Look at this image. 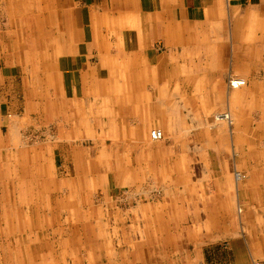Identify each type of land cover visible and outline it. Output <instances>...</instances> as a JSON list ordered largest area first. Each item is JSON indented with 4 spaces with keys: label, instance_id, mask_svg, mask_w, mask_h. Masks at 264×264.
<instances>
[{
    "label": "crops",
    "instance_id": "obj_1",
    "mask_svg": "<svg viewBox=\"0 0 264 264\" xmlns=\"http://www.w3.org/2000/svg\"><path fill=\"white\" fill-rule=\"evenodd\" d=\"M0 14V264L264 263V0H3ZM48 125L56 144L16 147ZM83 140L108 159L88 169L126 195L107 211L81 210Z\"/></svg>",
    "mask_w": 264,
    "mask_h": 264
},
{
    "label": "rangeland",
    "instance_id": "obj_2",
    "mask_svg": "<svg viewBox=\"0 0 264 264\" xmlns=\"http://www.w3.org/2000/svg\"><path fill=\"white\" fill-rule=\"evenodd\" d=\"M2 3H3V0H0V5ZM3 17L5 18V16L3 14H0V22H2V23L6 20V19H3ZM232 79H234V78H232ZM231 80H230V82H231ZM192 112H193V114L195 113L196 115H200V114H198V112H200V111L194 110ZM223 113H226V115L228 114V117L226 119L223 118L221 120H218L219 119L218 114H223ZM228 118H230L231 120ZM233 121L234 120H233V117H232V114L230 113V111L228 109H223V110H219L215 114L213 123H215L216 125L224 124L223 128L228 132V130L230 131V127H231ZM252 128H254V127H252ZM206 129H207V127L200 126L199 129H196V130L200 131V134H203L204 130H206ZM19 139H21L22 141L21 142L19 141L20 143L17 142L16 147L23 150L26 146L27 147L28 146L29 147L30 146H39L41 143H43V144H56L58 142L57 140H59V136L57 133V129L54 125L53 126L48 125V126H42V127L31 126L29 129H27V131L25 133V137L23 135V136H20ZM100 143L101 142L95 141V140L79 141V145H80L79 150L80 149L81 150L79 152V158L76 157V161L79 160L78 165H79L80 171H79V173L74 174V176L76 175V177L73 179V181H75V180L78 181L79 185H80V187H79V200H80L81 210L83 209L85 211L83 214H87V211L89 209L88 204H87L88 200H91L92 203H95L94 207L96 209H99V206L102 205L103 206L102 209L107 211V210H109V208H111L110 202L113 201L112 199H114V201L115 200L118 201V204H119L120 201L122 199H124L126 196L122 191L123 187H117L116 186V182L113 179V175L109 174L108 179H107V176L105 175L104 172L98 173L96 169H95V172L88 169L89 165H93V164L94 165L95 164L96 165H102L105 163L106 160H108V159H104L105 157L101 156V153L98 151L99 147H100ZM82 150H84L86 152L84 153ZM20 158H21V160L24 159L23 157H20ZM67 160L62 158L61 163H60V170L62 171V173L60 174V178H62L66 182L72 180L71 176L73 177V175L68 173V170H70V169L72 170L73 167H75V165H76L75 159L74 160L73 159H67ZM244 176L245 175L243 174L242 177H244ZM154 177H155V175H150V174H139L138 175V178H139V185L138 186L143 184V186H144V188L148 194L147 196L150 195V197H152V194L157 196L158 192H159L158 186H156V184L153 183ZM83 205H85V206H83ZM117 206L120 207V205H117ZM94 207L92 205V209ZM124 209H126V210L131 209V207H127ZM85 225L88 228L86 230H89V233H91L90 230H91V228L93 229V226L90 227L91 225L88 221L81 222V226H80L81 230L84 229ZM20 227H17V228H20ZM39 231L35 232L33 230L31 232V234L33 233V237L31 238L32 241H35V239H38L37 242H39L40 237H38V236L35 237V233H39ZM96 231H98V230H96ZM50 235L53 237L52 240L57 239V238H55V237H57L56 235H53V234H50Z\"/></svg>",
    "mask_w": 264,
    "mask_h": 264
},
{
    "label": "built area",
    "instance_id": "obj_3",
    "mask_svg": "<svg viewBox=\"0 0 264 264\" xmlns=\"http://www.w3.org/2000/svg\"><path fill=\"white\" fill-rule=\"evenodd\" d=\"M237 81L235 80H231L230 82V85L232 87H236L238 85H243L244 83H236ZM151 137L154 139V140H158V139H161L162 138V131L160 129H153L151 131ZM238 176H240V174H238ZM255 264H264V263H261V262H255Z\"/></svg>",
    "mask_w": 264,
    "mask_h": 264
},
{
    "label": "bare ground",
    "instance_id": "obj_4",
    "mask_svg": "<svg viewBox=\"0 0 264 264\" xmlns=\"http://www.w3.org/2000/svg\"><path fill=\"white\" fill-rule=\"evenodd\" d=\"M233 80H235V81H237L236 83H244L243 85H238V86H236V87H242V86H244V85H246V79L245 78H234ZM107 100H108V98H107ZM89 101V100H88ZM225 103V102H224ZM109 108V107H108ZM108 111H110V110H108ZM219 116H218V120H221V119H223V118H227L228 117V114L226 115V113H223V114H218ZM143 116V115H142ZM228 119H230V118H228ZM231 120V119H230ZM16 141V140H15ZM14 141V142H15ZM19 141V140H18ZM21 142V141H20ZM19 142V143H20ZM22 144V143H21ZM18 146V145H17ZM40 222V221H39Z\"/></svg>",
    "mask_w": 264,
    "mask_h": 264
}]
</instances>
